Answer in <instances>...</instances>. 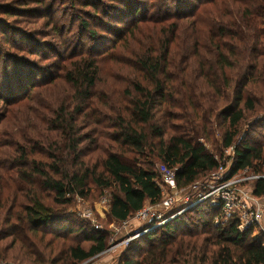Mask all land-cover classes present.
Returning <instances> with one entry per match:
<instances>
[{"label":"trees","instance_id":"obj_1","mask_svg":"<svg viewBox=\"0 0 264 264\" xmlns=\"http://www.w3.org/2000/svg\"><path fill=\"white\" fill-rule=\"evenodd\" d=\"M33 1L41 8L46 0ZM106 1L113 15L89 7L124 20L125 31L111 29L120 43L115 55L91 48L63 56L61 74L51 80L31 72L43 60L40 44L10 39L9 22L0 27V40L11 47L0 51V79L20 78L7 85L10 101L0 86L4 107L25 110L27 94L55 78L72 97L41 107L31 99L29 115L38 120L31 128L0 115V263L81 264L102 254L106 235L72 224L57 207L88 199L91 187H114L108 216L127 221L161 202L157 162L174 171L178 189L220 167L227 178L246 171L262 177L251 182V193L264 198V0H154L149 17L139 0ZM2 8L8 18L31 13ZM80 27L93 39L87 22ZM107 60L113 65L106 68ZM238 225L202 202L131 241L118 264H264V237Z\"/></svg>","mask_w":264,"mask_h":264},{"label":"rangeland","instance_id":"obj_2","mask_svg":"<svg viewBox=\"0 0 264 264\" xmlns=\"http://www.w3.org/2000/svg\"><path fill=\"white\" fill-rule=\"evenodd\" d=\"M34 2L33 0L27 6H22L23 3H27V0H13L10 3V0H0V5L3 7L4 11H9V13L15 12L16 9L18 10H31V13L19 16V17H10L7 16H0V19L3 23H0L1 30H6V23L9 22V30L8 33L11 38H18L20 40L26 39L30 42H35L32 40H36L40 44L41 50H43L44 55L42 56L43 60L37 61L35 66H32L34 75L38 74L37 80H51L57 75H60L61 72L59 71L58 67L61 62H59L63 56L64 57H74L77 58L82 54H85L88 49L95 48L94 51L101 52L103 49L107 51V58L109 59L111 56H114V45L116 44L119 46V42L116 43V35L111 29H120L125 31L123 25H120L121 22L124 20L121 16L115 15L113 17L114 22L115 20L119 21V23H114L111 19L104 17V14L95 13L92 8L89 7V4H96L98 9H102L107 13L113 15L112 11L105 10L106 4H109L108 1L102 0L100 2H95L94 0H46L42 7L40 8L39 5ZM95 2V3H93ZM142 2V3H141ZM154 0H139L140 10L144 9L147 12L146 7L151 6L154 4ZM8 4V6H12L13 8H6L4 5ZM153 10H149L147 12V17L151 16ZM93 12L95 15L89 17V13ZM106 13V14H107ZM81 21L87 22L89 24V31L93 33L94 37L91 38L88 31L85 30L83 27H80ZM5 23V24H4ZM32 38V39H31ZM4 40H0V51L6 52L10 51L11 47L7 45ZM16 54V52H15ZM23 56L27 61L33 59L29 53L19 54ZM62 56V57H60ZM108 61V60H107ZM15 62V61H14ZM17 68H23L26 66L19 65L17 63ZM113 65L109 61L106 64V68ZM1 72V67H0ZM38 72V73H37ZM40 76V77H39ZM15 77L19 78V74H8V80L15 79ZM39 77V78H38ZM3 76L0 79V86L3 85V89L5 90V97L7 101H10L12 97L6 95L7 92V83H4ZM20 79V78H19ZM13 87V86H12ZM14 92H18V89H14ZM26 89H24L25 92ZM27 91V90H26ZM12 92L11 94H14ZM8 93V92H7ZM28 93V91H27ZM26 93V94H27ZM29 96V100L26 101V109L18 110L14 106H7L4 107L2 102H0V115L5 116L9 121H16L19 126L27 125L29 128L32 126V122H37L32 115H29L32 112L34 107H31L30 100L36 101L39 107L44 106L45 104H59L64 99V97L68 96V103L71 101V96L69 93V89L64 85L60 78H55L53 81L47 84L39 85L36 90L29 92L27 94ZM115 99V97H114ZM24 104V105H25ZM12 125V122L10 123ZM3 127V125H2ZM28 130V129H26ZM247 129L244 128V132ZM220 135L217 133L215 134L214 140L218 142L220 145ZM88 143H86L87 145ZM206 148L212 152L213 149L210 144H206ZM95 153L91 155L94 157ZM219 156V153H216ZM231 155L230 150H227L224 153V158ZM126 157L134 158L132 155H126ZM5 160V159H4ZM228 161V159H227ZM139 164L142 163V159L138 161ZM229 163L227 162V165ZM160 164L157 162L155 164V170H159ZM15 174L14 176H16ZM214 174L207 175L202 180H200L197 184V190L195 191L196 194L202 191L201 186L205 182H207ZM248 173H244V177H248ZM15 178V177H13ZM18 182L17 179H14ZM246 185V190H250L249 185L251 182L244 183ZM195 187V186H194ZM193 188V187H192ZM187 188L186 192L188 193L189 190L193 191L195 189ZM114 187L110 189H97L91 187V193L88 199H78L77 197L72 200L71 204L64 209L61 207H57L58 210H63L62 213L68 216V220L72 224H83L88 225V231L92 228V224L98 225L101 232L106 235L107 238V249L106 251L98 258L99 260L103 261L106 264H118V261L121 257L124 256V250L127 246L121 247L118 246L121 240L128 234H131L133 231L142 228L145 224H140L138 222H132L130 227L127 228L126 231L121 230V226L119 223L112 222L108 216V204L107 201H110L111 196L115 193ZM185 192V193H186ZM193 194V193H189ZM185 197H187L185 195ZM190 197V196H188ZM195 199V198H194ZM105 200V203L103 201ZM190 202V201H189ZM83 212H89L91 215L92 223L89 221H85L80 218ZM132 218V217H131ZM97 231V230H95ZM84 246H87L89 243L82 242ZM115 246V247H114ZM113 247V249H111ZM1 263H23L20 260H8L3 261ZM0 263V264H1ZM25 264V263H24Z\"/></svg>","mask_w":264,"mask_h":264},{"label":"built area","instance_id":"obj_3","mask_svg":"<svg viewBox=\"0 0 264 264\" xmlns=\"http://www.w3.org/2000/svg\"><path fill=\"white\" fill-rule=\"evenodd\" d=\"M226 170V168L220 167L211 179L202 184V191L196 194L195 191L197 190V184H195V187L193 186V188L190 187L189 189L195 190L190 191L188 189V193L186 192L187 189H178L175 183L174 171L167 168L165 165H160L158 172L161 178V183L159 184L162 197L161 202L155 205L146 204L141 210L136 212L132 218L119 223L121 230L123 231H126L132 222H138L145 225L142 228L133 231L131 234L127 233L117 245L121 247L127 246L134 239L153 229L163 226L186 210L202 202H207L212 209L218 210L224 221L231 217H236L239 224V232L251 229L254 236L261 235L264 237V205L259 204L261 199L258 200L252 196V185H249V191L246 190V185H244L246 182H252L262 177H244L246 171H243L238 175L227 178ZM185 195L187 197H185ZM103 203H105V200ZM107 204H109L108 201ZM80 218L92 223L89 212H83ZM92 228L101 231L98 225L92 224ZM262 246H264V243ZM111 249H113V247ZM102 254H99L81 264H106L98 259Z\"/></svg>","mask_w":264,"mask_h":264},{"label":"crops","instance_id":"obj_4","mask_svg":"<svg viewBox=\"0 0 264 264\" xmlns=\"http://www.w3.org/2000/svg\"><path fill=\"white\" fill-rule=\"evenodd\" d=\"M259 204H263V205H264V199H261V200L259 201Z\"/></svg>","mask_w":264,"mask_h":264}]
</instances>
